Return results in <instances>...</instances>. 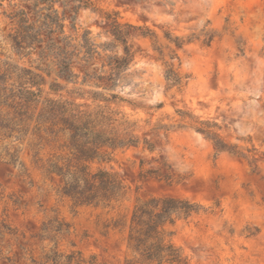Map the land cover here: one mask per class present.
<instances>
[{"label":"rangeland","instance_id":"rangeland-1","mask_svg":"<svg viewBox=\"0 0 264 264\" xmlns=\"http://www.w3.org/2000/svg\"><path fill=\"white\" fill-rule=\"evenodd\" d=\"M62 1L54 0L59 12ZM88 1V7L72 13V20L69 13L64 20V34L76 49L88 31L101 51L111 40L103 13L115 14L120 22L151 29L161 44H166L164 32L190 39L181 48L171 46L176 49L178 58L172 63L181 81L171 85L151 41L136 37L130 41L134 58L112 90L118 99L94 100L96 89L80 84L81 76L75 83L57 79L62 87L53 93L49 84L56 77L45 76L44 90L53 97L108 104L126 115L135 123L140 143L116 149L108 161L91 163L92 168L116 173L125 185V195L114 207H102L79 205L56 193L58 179L49 181L34 168L28 150L22 158L30 178L20 175L3 154L9 141H0V190L20 201L19 206L8 202L5 207L0 202V222L16 231L14 236L0 237V264H7V258L14 264H30V256L38 258L53 246L54 241H40L35 235L44 221L55 216L70 226L68 233L57 237L59 251L80 252L84 264H127L133 254L124 234L105 225L128 214L137 199L163 194L190 199L207 210L177 222L170 237L189 264H264V0ZM44 5L39 2L38 8ZM16 8H23L30 22L35 20L34 0H0V58L45 68L36 52L20 56L5 39L11 27L7 15ZM209 35L213 38L207 44ZM74 70L80 72L76 64ZM194 121L214 125L220 138L244 156L217 150L194 130ZM160 125L156 136L153 127ZM143 137L153 143V151L144 147ZM58 146L43 143L40 152L44 157L61 153ZM140 161L144 169L165 164L180 180L171 185L142 180Z\"/></svg>","mask_w":264,"mask_h":264},{"label":"trees","instance_id":"trees-1","mask_svg":"<svg viewBox=\"0 0 264 264\" xmlns=\"http://www.w3.org/2000/svg\"><path fill=\"white\" fill-rule=\"evenodd\" d=\"M39 2L45 5L38 8ZM61 4L62 11L59 12L54 7V0H34L37 9L34 11L35 20L31 22L23 8L13 9L7 15L11 27L5 39L12 49L20 56L36 52L39 63H44L45 68L24 66L8 58H0V141H9L3 147V154L12 168L30 178L22 158L24 150H28L34 168L49 181L58 179L55 191L59 195L79 205L114 207L125 195V185L116 173L90 165L95 160H110L116 149L138 146L140 137L135 123L108 104H81L73 99L53 97L50 93L61 89L57 79L75 83L81 76L80 84L88 83L96 89L92 92L94 100L110 102L118 99L112 90L121 82L122 72L129 68L134 58L135 50L130 42L134 37L150 40L152 49L164 62L166 80L171 85L180 83L181 77L172 63L178 56L171 46L181 48L190 39L171 37L169 32H164L162 37L166 44H161L151 29L120 22L115 14L105 12L106 33L111 40L104 43L99 51L86 31L76 49L70 37L64 34V20L67 13L72 20V13L80 7H88L90 3L88 0H73V3L63 0ZM35 22H38L37 26ZM212 38L213 35L207 37V44ZM74 64L80 72H75ZM50 74H54L56 79L49 84L51 92L46 93L45 76ZM194 122V130L210 139L217 150L244 156L220 138L213 129L214 125L207 121ZM160 128L161 125L153 127L156 136ZM50 142H58L61 153L54 152L44 157L40 150L43 143ZM142 143L148 150H154L153 143L146 137L142 138ZM143 165L144 162L140 161L139 178L142 180L155 179L168 185L180 180L165 164L147 169ZM18 198L13 193L5 196L0 190V202L4 207L8 202L19 206ZM206 212L201 204L184 197L172 194L149 196L137 199L128 214L118 215L105 227L124 234L126 248L133 254L127 264H189L170 237L177 222ZM69 228L68 223L56 216L44 221L35 236L40 241H54V245L42 250L38 258L30 256V264H84L80 252L65 253L57 249L58 235L68 233ZM15 234L16 231L4 220L0 222V237ZM6 260L7 264H14L12 259Z\"/></svg>","mask_w":264,"mask_h":264}]
</instances>
